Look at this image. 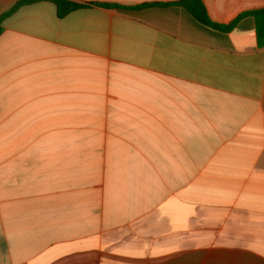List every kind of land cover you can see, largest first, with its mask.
<instances>
[{"label": "crops", "instance_id": "0c3cea01", "mask_svg": "<svg viewBox=\"0 0 264 264\" xmlns=\"http://www.w3.org/2000/svg\"><path fill=\"white\" fill-rule=\"evenodd\" d=\"M68 1L86 8L26 5L0 35V264H264L254 18ZM203 3L225 26L264 10Z\"/></svg>", "mask_w": 264, "mask_h": 264}, {"label": "trees", "instance_id": "16d2710c", "mask_svg": "<svg viewBox=\"0 0 264 264\" xmlns=\"http://www.w3.org/2000/svg\"><path fill=\"white\" fill-rule=\"evenodd\" d=\"M42 1H48L53 3L57 7L58 16L60 18L68 15L69 13L86 8L85 5L70 2L68 0H21L17 2L10 10L0 15V35L3 33V24L10 16H12L21 7L26 5H32ZM175 5L185 8L199 23L219 30L221 32H228L237 24V22L244 16L250 15L254 18L256 25V34L258 44L264 47V10L249 12L241 15L238 19L230 23L229 25H219L214 23L206 10L203 0H182L180 2L173 3ZM105 7H116L115 5L103 4Z\"/></svg>", "mask_w": 264, "mask_h": 264}]
</instances>
